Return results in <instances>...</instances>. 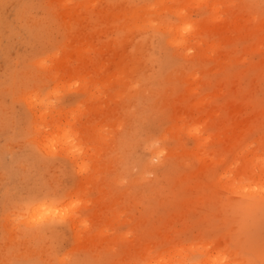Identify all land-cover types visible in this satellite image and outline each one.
<instances>
[{"label": "rangeland", "instance_id": "1", "mask_svg": "<svg viewBox=\"0 0 264 264\" xmlns=\"http://www.w3.org/2000/svg\"><path fill=\"white\" fill-rule=\"evenodd\" d=\"M61 1L0 0V264H264V0Z\"/></svg>", "mask_w": 264, "mask_h": 264}, {"label": "bare ground", "instance_id": "2", "mask_svg": "<svg viewBox=\"0 0 264 264\" xmlns=\"http://www.w3.org/2000/svg\"><path fill=\"white\" fill-rule=\"evenodd\" d=\"M68 1H70V0H62L61 1V3H62V5L63 6H67L68 4H67V2ZM157 0H153L152 2H149L148 4H154L155 2H156ZM203 1H205V0H201V2H203ZM158 2V1H157ZM140 7V6H139ZM138 6H137V8L136 7H134L133 8V10L132 11H130V17L132 18L131 20H134L133 21V23L135 24V25H139L140 24V20H141V23H143V24H146L147 26H150V27H153V26H155L154 24H155V22L156 21H158V20H156V19H154V18H152V16H148L146 13H144V14H140V12H139V10H138V8H139ZM212 8H213V10H216V3H214L213 5H212ZM175 11H176V13H179L181 10L179 9V7H176V5H175ZM154 13V12H153ZM210 18H213V17H211V16H209ZM167 20V19H166ZM161 20V21H159L158 22V24L160 25V26H162L163 28H164V30H162V31H164L165 32V34H166V36H167V38H166V40H167V42H168V44H170V45H174V46H176V47H179V48H182V47H184V49L186 48V49H192V48H194V46L193 45H190L189 46V44H187L188 43V41L191 39V38H196L197 36H193V35H195V30H193V31H191L192 29H194V24H192L191 23V21H187V20H182V23L180 24V25H178V22H171L170 20ZM127 27V26H126ZM186 32H192V34H187ZM194 32V33H193ZM133 45V44H132ZM120 65V64H119ZM124 72V71H123ZM196 80V79H195ZM134 86H136L135 84H134ZM129 87H133V84H130V86ZM30 104V103H29ZM29 108V107H28ZM205 113V112H204ZM46 116V114H42V117H45ZM38 122V121H37ZM200 125L202 126V125H204L202 122L199 124V127L197 128V130L198 131H200V130H202V127H200ZM60 128L61 127H56V129H55V131H54V133L55 134H58V132L60 131ZM70 132V131H69ZM69 132H67V133H69ZM67 133H65V138L67 139V141H68V143H70L71 142V140L69 139V138H67L68 137V134ZM32 134V133H31ZM70 134H73L72 132H70ZM201 135H198L197 134V137H200ZM71 138V137H70ZM10 142V141H9ZM202 143H203V139L202 140H200V138H198V140L196 139V150H195V155H198V157L199 158H201L202 157V155L199 153L200 152V148L202 147ZM58 146H62V143L61 144H59ZM7 152V151H6ZM12 152V151H11ZM204 160H205V158H204ZM246 167H243L242 169H241V171H240V173L241 174H243L245 171H244V169H245ZM264 172V171H263ZM264 178V175L262 174H260V177H259V179H263ZM8 181V180H7ZM257 191L258 190H255V191H252V190H250V194L251 195H256L257 194ZM30 201H32V199L30 200ZM39 201V200H38ZM37 201V202H38ZM25 202V201H24ZM29 203V202H28ZM24 204V203H23ZM25 205V204H24ZM29 206V205H28ZM22 207V206H21ZM20 207V208H21ZM250 207L251 208H262V207H264V202H260V203H256V204H250ZM25 208V207H24ZM23 209V208H22ZM25 211V210H24ZM23 211V212H24ZM39 211V212H38ZM56 212H57V210H56V207H51L50 205H47L46 203H42V204H38V205H35V206H33L32 207V209H31V211L29 212V214H28V216H27V218H28V221L30 222V223H32V224H35V223H37V222H40L41 220H43V219H47L48 217H53V216H56ZM58 217V216H57ZM42 226V225H41ZM41 226H40V228H41ZM45 226V225H44ZM35 227V226H34ZM37 227V226H36ZM48 227V226H47ZM25 228V227H24ZM32 228V227H31ZM27 229H29V228H27ZM33 229V228H32ZM48 229V228H47ZM34 230V229H33ZM44 230V229H43ZM40 231V230H39ZM27 232V231H26ZM42 232V231H41ZM44 232V231H43ZM29 233V232H28ZM29 256V255H28ZM176 259H172V260H170V262L169 263H171V264H175L177 261H175ZM235 264H244L243 262H235Z\"/></svg>", "mask_w": 264, "mask_h": 264}]
</instances>
